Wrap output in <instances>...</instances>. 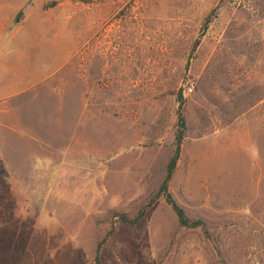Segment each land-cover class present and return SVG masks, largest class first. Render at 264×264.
Here are the masks:
<instances>
[{"label":"rangeland","instance_id":"obj_1","mask_svg":"<svg viewBox=\"0 0 264 264\" xmlns=\"http://www.w3.org/2000/svg\"><path fill=\"white\" fill-rule=\"evenodd\" d=\"M0 264H264V0H0Z\"/></svg>","mask_w":264,"mask_h":264},{"label":"trees","instance_id":"obj_2","mask_svg":"<svg viewBox=\"0 0 264 264\" xmlns=\"http://www.w3.org/2000/svg\"><path fill=\"white\" fill-rule=\"evenodd\" d=\"M206 25V23H205ZM199 40H197L195 43H198ZM182 102L180 101L177 107V128H176V132H175V137H174V151L171 155V157L169 158L167 165H166V173L164 176V179L162 180L159 189L154 197L157 198L160 195H162L165 199V201L171 206V208L173 209L176 218L179 222L180 225L183 226H189V227H196L199 226L201 224L200 220L197 219H190L184 209L176 202V200L173 198L172 194L170 193V191L168 190V182L174 172V169L176 167L177 164V160L179 158L180 155V151H181V142L182 139L184 137V131H185V119H184V115H183V109H182ZM153 199V200H154ZM151 200V202L153 201ZM144 210H140L137 215L133 218V219H128L127 217H125L124 215H121L120 219L121 221L125 222V223H134L136 221H138L140 219V217L143 215ZM99 249L97 248V251Z\"/></svg>","mask_w":264,"mask_h":264},{"label":"flooded vegetation","instance_id":"obj_3","mask_svg":"<svg viewBox=\"0 0 264 264\" xmlns=\"http://www.w3.org/2000/svg\"><path fill=\"white\" fill-rule=\"evenodd\" d=\"M96 59H98V58H96ZM97 69H99V70H104L103 69V64L100 66V67H97ZM95 84L96 85H100V84H104L103 82H95Z\"/></svg>","mask_w":264,"mask_h":264},{"label":"crops","instance_id":"obj_4","mask_svg":"<svg viewBox=\"0 0 264 264\" xmlns=\"http://www.w3.org/2000/svg\"><path fill=\"white\" fill-rule=\"evenodd\" d=\"M6 88V86L5 85H3V89H5Z\"/></svg>","mask_w":264,"mask_h":264}]
</instances>
